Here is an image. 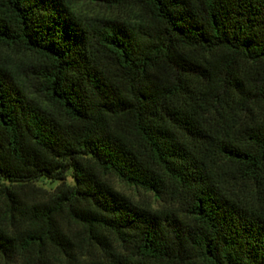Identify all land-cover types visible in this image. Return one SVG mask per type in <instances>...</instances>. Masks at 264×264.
Masks as SVG:
<instances>
[{"label":"trees","instance_id":"trees-1","mask_svg":"<svg viewBox=\"0 0 264 264\" xmlns=\"http://www.w3.org/2000/svg\"><path fill=\"white\" fill-rule=\"evenodd\" d=\"M102 1L0 0V257L264 264V0Z\"/></svg>","mask_w":264,"mask_h":264},{"label":"rangeland","instance_id":"rangeland-1","mask_svg":"<svg viewBox=\"0 0 264 264\" xmlns=\"http://www.w3.org/2000/svg\"><path fill=\"white\" fill-rule=\"evenodd\" d=\"M76 12L87 19L100 18V17H116L120 20L130 19V15H132L128 9L126 8H114L106 6L102 0H79L77 4ZM0 54L3 58H8L10 65L14 66H22V63L28 62L30 59L25 54L21 52H13L7 49H0ZM68 182L72 184V179L69 177ZM59 183H48V182H40L38 186L43 189L42 192H39L36 195V201L43 200V198L48 197L55 187ZM116 188L123 192L125 195L130 197L133 201L142 204V205H151L155 208L159 207L162 203L157 200L151 193H145L143 191H137L133 188L127 187L119 182H115ZM62 223L65 227L69 226L71 228L70 233H74L79 229L73 225V223L62 220ZM52 254L55 255V250H52ZM0 264H13L11 261H7L0 257Z\"/></svg>","mask_w":264,"mask_h":264}]
</instances>
